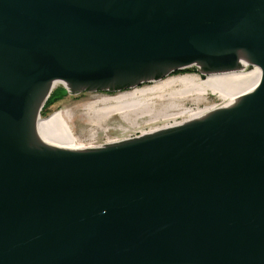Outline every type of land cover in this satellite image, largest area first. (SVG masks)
Listing matches in <instances>:
<instances>
[{
  "label": "water",
  "instance_id": "water-1",
  "mask_svg": "<svg viewBox=\"0 0 264 264\" xmlns=\"http://www.w3.org/2000/svg\"><path fill=\"white\" fill-rule=\"evenodd\" d=\"M244 60L252 91L197 119L84 149L38 135L53 82ZM0 264H264V0H0Z\"/></svg>",
  "mask_w": 264,
  "mask_h": 264
},
{
  "label": "bare ground",
  "instance_id": "bare-ground-1",
  "mask_svg": "<svg viewBox=\"0 0 264 264\" xmlns=\"http://www.w3.org/2000/svg\"><path fill=\"white\" fill-rule=\"evenodd\" d=\"M244 62L247 66L248 61L244 60ZM252 68L253 71L251 72H247L244 68L202 72L205 75L204 78L191 73L167 76L164 79L154 81L152 84L119 92L114 96H98L84 108L89 121L96 127H102L115 114L132 125H137L139 119L143 117L152 120L157 117H170L176 114L177 116L178 114L185 115L186 119L182 122H186L197 119L220 105L192 108L184 106L183 100L190 99L193 102H199L204 100L208 93L217 96L223 104L238 100L253 89L257 72L254 66ZM56 83L53 82L52 87ZM60 126V120L56 113L51 114L48 118L36 120L38 135L45 144L64 149L86 148L75 140H62L58 136L55 137L54 135L60 130ZM169 126L171 125L166 124L148 132L145 131V133ZM92 133L90 136L93 135Z\"/></svg>",
  "mask_w": 264,
  "mask_h": 264
},
{
  "label": "rangeland",
  "instance_id": "rangeland-1",
  "mask_svg": "<svg viewBox=\"0 0 264 264\" xmlns=\"http://www.w3.org/2000/svg\"><path fill=\"white\" fill-rule=\"evenodd\" d=\"M244 69L247 72L253 71L252 66H245ZM186 73L198 74L202 78L204 74L196 70L195 66L184 68L182 70H176L170 73L168 76H177ZM163 77L162 79L166 78ZM153 83V82H152ZM152 83H146L140 85L146 86ZM63 85L56 83L52 90V95L57 99L47 109L43 106L40 111V118H48L51 114L56 113L60 120V130L55 133V137L58 136L60 139H67L69 141L75 140L79 144L85 147H95L103 144H107L114 141L126 139L129 137L138 136L145 134L154 128H160L162 126L173 125L182 122L186 119L185 115L177 114L170 117H157L152 120H148L147 117L139 119L137 125H132L123 121L119 115L115 114L110 117L102 127L94 126L90 121L86 109L84 108L89 102L101 95L114 96L117 93H109L103 91L88 92H65L63 91ZM131 90V89H129ZM184 106L187 107H199L210 106L214 104L222 105L223 102L215 95L208 93L204 100L199 102H193L190 99L182 101ZM67 116H66V115ZM69 115V116H68ZM90 115V114H89ZM91 132H93L92 136Z\"/></svg>",
  "mask_w": 264,
  "mask_h": 264
},
{
  "label": "trees",
  "instance_id": "trees-1",
  "mask_svg": "<svg viewBox=\"0 0 264 264\" xmlns=\"http://www.w3.org/2000/svg\"><path fill=\"white\" fill-rule=\"evenodd\" d=\"M178 71V70H177ZM173 73V72H172ZM63 89V88H62ZM63 91L65 92V89H63ZM52 93V92H51ZM57 98L55 96H53L52 94H50V96L48 97V99L46 100L44 107L47 109L51 104H53V102H55Z\"/></svg>",
  "mask_w": 264,
  "mask_h": 264
}]
</instances>
